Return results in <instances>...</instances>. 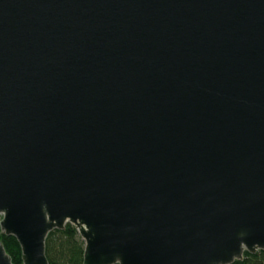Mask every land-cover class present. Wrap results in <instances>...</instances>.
Here are the masks:
<instances>
[{
	"label": "water",
	"instance_id": "95a60500",
	"mask_svg": "<svg viewBox=\"0 0 264 264\" xmlns=\"http://www.w3.org/2000/svg\"><path fill=\"white\" fill-rule=\"evenodd\" d=\"M0 215L23 264L264 250V0H0Z\"/></svg>",
	"mask_w": 264,
	"mask_h": 264
},
{
	"label": "trees",
	"instance_id": "16d2710c",
	"mask_svg": "<svg viewBox=\"0 0 264 264\" xmlns=\"http://www.w3.org/2000/svg\"><path fill=\"white\" fill-rule=\"evenodd\" d=\"M0 243L14 264H23L22 248L16 237L6 235L0 228ZM84 250L85 241L71 223H67L63 230L51 231L46 240V255L50 264H83ZM232 264H264V250L255 254L245 252L243 260Z\"/></svg>",
	"mask_w": 264,
	"mask_h": 264
},
{
	"label": "rangeland",
	"instance_id": "374dc122",
	"mask_svg": "<svg viewBox=\"0 0 264 264\" xmlns=\"http://www.w3.org/2000/svg\"><path fill=\"white\" fill-rule=\"evenodd\" d=\"M2 216L0 215V220H1Z\"/></svg>",
	"mask_w": 264,
	"mask_h": 264
}]
</instances>
